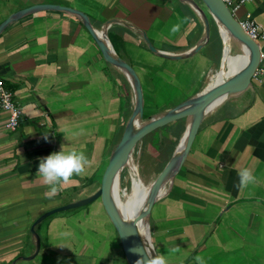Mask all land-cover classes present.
Wrapping results in <instances>:
<instances>
[{
  "label": "crops",
  "instance_id": "1",
  "mask_svg": "<svg viewBox=\"0 0 264 264\" xmlns=\"http://www.w3.org/2000/svg\"><path fill=\"white\" fill-rule=\"evenodd\" d=\"M42 4L80 10L97 31L114 21L107 35L116 54L140 78L144 117L176 107L146 111L178 75L195 84L187 101L214 76L235 67L232 43L222 33L223 53L213 74L211 38L198 53L181 60L164 59L148 49L141 31L158 50L172 54L188 52L203 40V23L181 0H0V25ZM236 15L240 21L252 17L264 30V0L245 4ZM175 24L180 29L173 32ZM257 45L262 58L264 40ZM0 78L22 109L15 132L7 127L9 114L0 109V264H13L34 253L31 227L36 219L101 188L98 180L102 175L104 181L122 139L134 95L123 73L103 58L82 20L66 11L36 12L0 35ZM203 118L172 187L153 206V248L161 257L154 238L159 246L167 241L174 256H167L165 264H264V79L253 78L245 91ZM61 147L83 151L87 163L79 173L57 181L52 191L38 165ZM242 170L249 171L250 180L241 181ZM85 212L58 213L41 222L36 227L39 254L17 264H81L82 259H88L85 264H128L106 212L104 219L101 213L88 218ZM80 215L103 226L89 227Z\"/></svg>",
  "mask_w": 264,
  "mask_h": 264
},
{
  "label": "water",
  "instance_id": "2",
  "mask_svg": "<svg viewBox=\"0 0 264 264\" xmlns=\"http://www.w3.org/2000/svg\"><path fill=\"white\" fill-rule=\"evenodd\" d=\"M181 1L187 4H191L201 11L203 20L202 23L204 26V38L197 46H195L188 52L172 54L169 52L158 50L154 46L148 35L145 32L141 31L140 36H142L148 49L154 55L168 60H181L198 53L203 48L204 44L210 39V18H213L216 23L217 21H219L249 51L250 61L244 70L228 79L226 82L216 85L211 89L203 90L195 97L185 101L175 108L170 109L160 115L149 117V120H144V93L142 83L137 72L128 62L121 59L116 54L112 45L111 49L109 45L100 38V32L92 26L89 17L82 11L71 7L52 4L34 5L11 15L0 25L1 35L14 22L39 11H66L68 13L76 15L82 20L84 26L88 29V31L95 39L103 55V58L108 63L116 67L119 71H123L131 75L134 81L133 87L135 92V102L132 115L128 121L121 141L116 146L109 160L108 171L104 177L101 188L89 197L49 210L42 214L38 219H36L31 227V233L35 240L34 253L31 256L16 259L13 264H17L19 260L32 261L39 254L41 250V239L38 232L36 231V227L41 222L55 214L82 208L97 200H101L104 210L119 236L128 264H151V259L154 257H158L155 250L152 249V251H150L149 245L144 242V240L140 236L137 230V223L132 225L126 224L120 216L118 210L116 209V206L113 202V187L116 178L118 177V175H120L121 171L131 160L136 146L143 138L173 122H176L188 116H192L193 119L189 128L187 143L181 155V158L179 160L175 157L170 159L152 184L150 201L147 210V216L150 220L153 206L158 201L159 192L164 186L166 180L170 177L173 180L176 174L183 167L192 149L198 130L203 121L202 119H204V113L207 108L212 106L216 102H222L225 99L234 96L235 94L245 91L252 84V79L254 77L255 71L261 61V52L257 45V42H254L249 38V36L242 28L240 21L234 17L231 10L223 2V0H202L207 11L202 9L195 0ZM113 23L114 21H109L104 26L107 37L108 29ZM137 123L141 125H136Z\"/></svg>",
  "mask_w": 264,
  "mask_h": 264
},
{
  "label": "rangeland",
  "instance_id": "3",
  "mask_svg": "<svg viewBox=\"0 0 264 264\" xmlns=\"http://www.w3.org/2000/svg\"><path fill=\"white\" fill-rule=\"evenodd\" d=\"M202 9L207 11L206 7L204 6L202 0H195ZM185 3V2H183ZM188 7V6H187ZM239 16V15H238ZM237 18V15H236ZM211 22V42L209 43L212 45L213 50L211 52L212 54V63L210 66H213V72L210 74H213L216 72L217 66L220 64V55L221 52L223 53V42H222V37H221V31L219 29V26L217 25L216 21L213 18H210ZM225 57H223L224 59ZM187 77L188 76H183V75H178V77L174 80V82H171V85L168 90L164 91L165 94L163 95H158L156 94V102L153 106V109L150 108L149 106L146 108L147 114L152 110V111H157L159 109L165 108L167 106H177L178 104L185 102L187 99V96L194 90L195 84L193 81L187 82ZM166 105H159V103H163ZM159 106V107H158ZM187 119L188 117H185L183 119H180L176 122H173L165 127H163L160 130L154 131L153 133L149 134L145 138H143L138 145L135 148L134 154L132 156L133 163L138 167V174L136 175L135 178L139 180H143L145 184H149L151 182H154L158 174L163 170V168L166 166V164L169 162V160L172 158L173 153L178 145L179 140L182 138L183 133L187 127ZM144 120H149L148 117H144ZM102 180V175L98 180V184L102 185L103 181ZM118 188L120 191H127L128 193L131 191L132 188V179H130V172L127 167H125L119 176V182H118ZM66 199H67V193H66ZM94 206H93V205ZM97 204V205H96ZM93 207H92V206ZM86 209V216L88 215V218L90 217V214L93 212H98L101 213L100 217H103V219L106 217L105 216V210L103 209V205L101 200H97L85 207L82 208H77L73 209L75 211L79 209ZM72 211V210H70ZM67 212V211H66ZM66 212H62L65 214ZM82 215V214H81ZM80 215V217H81ZM84 215V214H83ZM87 218V219H88ZM82 221L84 222L86 219L82 218ZM150 221V226L151 229H155L156 226L151 224ZM86 225L89 227H96L99 226L100 228L103 226L101 223L95 219H92L90 221L86 220ZM80 233L79 236H82V229L79 228ZM114 230V228H113ZM97 231V230H96ZM91 234L95 233L92 231H89ZM115 236H114V242H118L119 236L114 230ZM163 238L164 235H160ZM156 237V236H155ZM93 239V238H92ZM153 240V236H152ZM155 245L157 246V251L160 254L161 257L167 259V256H174L172 252H170L168 249H171L170 247H167V241L163 239V242H160L162 247L158 245L157 241L154 238ZM110 247V244H107V249ZM117 250H115L116 252ZM126 259V258H125ZM84 260L88 259H82L81 264H85L86 262ZM126 264V261H125Z\"/></svg>",
  "mask_w": 264,
  "mask_h": 264
},
{
  "label": "bare ground",
  "instance_id": "4",
  "mask_svg": "<svg viewBox=\"0 0 264 264\" xmlns=\"http://www.w3.org/2000/svg\"><path fill=\"white\" fill-rule=\"evenodd\" d=\"M188 5L202 23L203 20H202L201 11L191 4ZM217 25L219 26V29L221 30L223 36L224 37L227 36L230 42L232 43V47L234 49L233 59H234L235 67H233L232 72H227L214 76L213 79L209 81V83L204 88V90L211 89L216 85L226 82L228 79L232 78L233 76L237 75L242 70H244L250 61L249 51L219 21H217ZM99 32H100V38L104 40L112 49L111 44L108 41V37L106 36L105 30L103 29L102 31ZM120 72L123 73V75L126 77L131 87L134 95L133 101L135 102L133 78L131 77L130 74L126 72L123 71ZM220 103L221 102H216L212 106L207 108V110L204 113L205 119L216 110V108ZM192 119H193L192 116H188L187 127L185 129V132L183 133L182 138L178 142V145L173 153L172 158L175 157L178 160L181 158V155L187 143V136H188L189 128L191 126ZM136 125H141V124L137 123ZM126 167L129 169L130 179H132L131 191L128 193L126 190L125 191L119 190L118 182L120 175H118L113 187V202L120 216L122 217L123 221L126 224L132 225L137 223V230L140 236L142 237L144 242H146L149 245L150 251H152V249L154 250V248L150 237L151 226H150L149 218L147 216V210L150 201V194H151V188L153 182L149 184H145L143 180H139L135 178L136 175L138 174V167L133 163L132 157L131 160L127 163ZM171 187H172V178L170 177L166 180L164 186L159 192L158 200L164 197L166 194H168Z\"/></svg>",
  "mask_w": 264,
  "mask_h": 264
},
{
  "label": "clouds",
  "instance_id": "5",
  "mask_svg": "<svg viewBox=\"0 0 264 264\" xmlns=\"http://www.w3.org/2000/svg\"><path fill=\"white\" fill-rule=\"evenodd\" d=\"M180 29V24H175L172 27V31L176 32ZM87 163L86 156L83 151L61 150L52 152L49 155L40 159L38 165V173L45 181L52 185L51 190L56 191V182L61 178L67 179L72 173H79L83 166ZM241 181H248L251 179L249 171L242 170L240 172ZM151 264H165L163 257H154L151 259Z\"/></svg>",
  "mask_w": 264,
  "mask_h": 264
},
{
  "label": "built area",
  "instance_id": "6",
  "mask_svg": "<svg viewBox=\"0 0 264 264\" xmlns=\"http://www.w3.org/2000/svg\"><path fill=\"white\" fill-rule=\"evenodd\" d=\"M253 1L254 0H223L234 17L242 6ZM240 24L252 41L258 42L264 40V30L252 17L248 16L246 19L240 21ZM253 78L264 79V57L261 58ZM0 109L9 114L8 129L12 132L17 131L22 119V109L18 105L14 91L7 88L2 78H0Z\"/></svg>",
  "mask_w": 264,
  "mask_h": 264
},
{
  "label": "trees",
  "instance_id": "7",
  "mask_svg": "<svg viewBox=\"0 0 264 264\" xmlns=\"http://www.w3.org/2000/svg\"><path fill=\"white\" fill-rule=\"evenodd\" d=\"M160 130V129H159Z\"/></svg>",
  "mask_w": 264,
  "mask_h": 264
}]
</instances>
